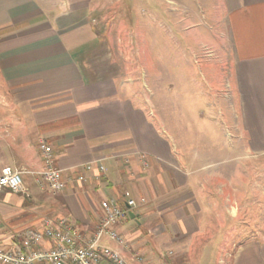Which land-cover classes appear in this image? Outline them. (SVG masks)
<instances>
[{
    "label": "crops",
    "instance_id": "0c3cea01",
    "mask_svg": "<svg viewBox=\"0 0 264 264\" xmlns=\"http://www.w3.org/2000/svg\"><path fill=\"white\" fill-rule=\"evenodd\" d=\"M223 5L236 102V156L226 171L202 156L181 160L122 85L102 78L111 65L104 62L103 32L93 23L97 3L0 0V174L21 172L27 188L26 194L0 188V247L19 245L46 221L56 227L60 219L87 238L101 202L127 208L128 192L145 203L127 208L132 215L115 226L124 244L101 240L127 264H264V228L222 231L223 222L238 221L239 150L242 162L264 163V0ZM40 139L62 170L60 192L36 184ZM86 164H92L88 171ZM51 246L44 239L39 247Z\"/></svg>",
    "mask_w": 264,
    "mask_h": 264
},
{
    "label": "rangeland",
    "instance_id": "374dc122",
    "mask_svg": "<svg viewBox=\"0 0 264 264\" xmlns=\"http://www.w3.org/2000/svg\"><path fill=\"white\" fill-rule=\"evenodd\" d=\"M93 1L111 65L101 77L122 85L181 160L202 156L212 168L231 169L236 102L223 0ZM238 158L233 185L240 211L234 225L222 223L224 236L231 228L247 234L264 228V163L242 162L241 150ZM223 248L230 253L232 246Z\"/></svg>",
    "mask_w": 264,
    "mask_h": 264
},
{
    "label": "built area",
    "instance_id": "2783aa9c",
    "mask_svg": "<svg viewBox=\"0 0 264 264\" xmlns=\"http://www.w3.org/2000/svg\"><path fill=\"white\" fill-rule=\"evenodd\" d=\"M37 148L42 160V169L35 174L37 186L41 189L47 188L52 193L60 192L65 187V183L61 179L62 170L55 164L54 150L50 144L41 139L37 142ZM141 159L143 168H147L148 164L143 157ZM91 167L92 164H86L84 169L88 171ZM97 169L100 173L103 172L100 163L97 164ZM77 178L82 180L83 177ZM2 186L13 193L27 192L21 179V172L11 171L8 168L1 171L0 188ZM124 197L129 209L145 203L143 198L134 200L128 192L124 193ZM127 208L118 207L107 201L101 202V215L97 226L87 238L65 219H60L56 227L46 221L42 232L26 234L19 245L7 249L0 247V264H100L104 259L112 264H127L119 253L101 245V240L104 238L119 245L124 244L123 238L115 231V226L127 217ZM44 239L52 242L50 249L39 247ZM135 259L140 260L138 256H135Z\"/></svg>",
    "mask_w": 264,
    "mask_h": 264
},
{
    "label": "water",
    "instance_id": "95a60500",
    "mask_svg": "<svg viewBox=\"0 0 264 264\" xmlns=\"http://www.w3.org/2000/svg\"><path fill=\"white\" fill-rule=\"evenodd\" d=\"M128 215H129V216H131V215H132V213L129 211V212H128Z\"/></svg>",
    "mask_w": 264,
    "mask_h": 264
}]
</instances>
